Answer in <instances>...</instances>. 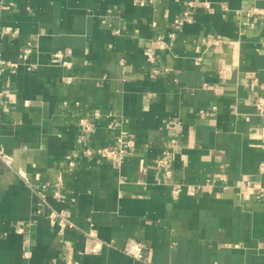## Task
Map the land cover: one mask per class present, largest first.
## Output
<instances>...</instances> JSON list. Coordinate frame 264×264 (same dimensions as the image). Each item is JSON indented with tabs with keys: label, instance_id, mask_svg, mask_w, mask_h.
Wrapping results in <instances>:
<instances>
[{
	"label": "crops",
	"instance_id": "0c3cea01",
	"mask_svg": "<svg viewBox=\"0 0 264 264\" xmlns=\"http://www.w3.org/2000/svg\"><path fill=\"white\" fill-rule=\"evenodd\" d=\"M0 26V264H264V0H0Z\"/></svg>",
	"mask_w": 264,
	"mask_h": 264
},
{
	"label": "built area",
	"instance_id": "2783aa9c",
	"mask_svg": "<svg viewBox=\"0 0 264 264\" xmlns=\"http://www.w3.org/2000/svg\"><path fill=\"white\" fill-rule=\"evenodd\" d=\"M253 11L255 12L256 9H254ZM187 20H190V16H189L188 12H185V17L183 19H180V21H178V22L183 23ZM11 32H12V30L9 28H6L3 31V29L0 26V36L3 35L4 33H11ZM53 56L57 59L62 60L63 65H65L67 67L72 66L71 61L64 59L65 56H64L63 52L57 51V52L53 53ZM18 66H19V63H17V62L6 60L2 54L1 49H0V74L7 67L17 68ZM258 101H259V106L261 108V113H263L264 112V98H260V99H258ZM79 122H80L81 127H82L81 137L83 139L87 140L89 138L91 126H90V124L86 118H80ZM135 144L136 143H135L134 139L127 138L121 142V145L119 148L101 147V148H98L96 150V152L99 153L100 155H103L107 160H112V161H115L116 164H119L122 161V159L125 157V155L127 153H129L128 152L129 149L132 147H135ZM92 152H95V151L91 150V149H87L88 154H91ZM169 155H170V151L166 150L163 153V156L157 162L158 166L163 168L167 175L171 174V166H172ZM76 157H77L76 154L70 157V161H69L70 165H72V166L74 165ZM0 159L9 167L12 165V159L9 157V155L4 153L1 148H0ZM262 196L264 197V192L262 193ZM50 219H51V222L58 223L62 227L73 226V223L71 222V220L68 217V212L65 210H61V211H56V210L54 211L53 210L50 213ZM100 247H101V243H97L92 247V250L97 251L100 249ZM143 248H144V246L142 243L135 241V240H132L124 247V251L126 253L134 256L137 259L145 261L146 257L144 255Z\"/></svg>",
	"mask_w": 264,
	"mask_h": 264
}]
</instances>
